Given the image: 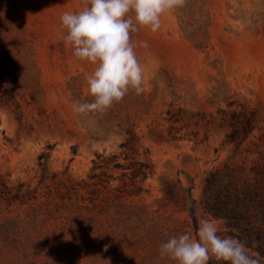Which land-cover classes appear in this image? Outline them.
<instances>
[{"label": "rangeland", "instance_id": "374dc122", "mask_svg": "<svg viewBox=\"0 0 264 264\" xmlns=\"http://www.w3.org/2000/svg\"><path fill=\"white\" fill-rule=\"evenodd\" d=\"M83 4L0 0V83L15 94L0 103V175L35 191L26 203L0 199V264H176L159 258V245L173 235L195 236L192 207L197 218L219 221L220 235H234L202 201L210 172L229 161L249 168L259 156L234 155L222 112L256 110L259 141L264 0H186L165 13L157 32L132 34L133 44L148 45L135 49L143 93L130 90L108 111L78 117L72 104L93 99L86 76L94 66L65 46L60 16ZM130 129L155 166L147 192L116 197L105 190L92 202L86 191L70 190L67 178L87 180L99 154H123ZM50 146L42 181L39 156ZM248 248L264 264V255Z\"/></svg>", "mask_w": 264, "mask_h": 264}, {"label": "clouds", "instance_id": "9594fccd", "mask_svg": "<svg viewBox=\"0 0 264 264\" xmlns=\"http://www.w3.org/2000/svg\"><path fill=\"white\" fill-rule=\"evenodd\" d=\"M186 0H84L75 12L60 16L66 47L80 61L91 63L86 76L91 101H74L72 112L78 117L104 113L119 103L131 90L144 91V69L135 49L147 47L146 41L132 42V34L148 29L155 33L162 27L165 13L181 8ZM219 221L198 218L196 234L173 235L159 245V258L176 264H208L214 258L225 264H262L250 253L247 241L234 235H220ZM255 246V245H253Z\"/></svg>", "mask_w": 264, "mask_h": 264}, {"label": "trees", "instance_id": "16d2710c", "mask_svg": "<svg viewBox=\"0 0 264 264\" xmlns=\"http://www.w3.org/2000/svg\"><path fill=\"white\" fill-rule=\"evenodd\" d=\"M14 100L13 91L3 89L0 83V103L8 105ZM222 113L223 122L229 130L226 142L233 146L234 155L247 152L259 156L249 168H239L229 161L210 172L206 179L203 207L207 213L226 220L232 234L247 241L248 246L264 255V129L257 141L255 132L260 127L256 110L244 107L241 110L226 109ZM128 134L122 144L125 150L123 154H99L87 180L75 181L71 177L67 178L70 190H75L78 194L86 191L92 202L98 201L105 190H108V193L114 190L116 197L142 196L147 192L145 182L155 174L150 150L144 148L133 129H130ZM51 149L53 148L50 146L39 156L44 172L42 181L47 180ZM140 155H143L144 159H137ZM123 156L125 162L121 161ZM115 169L123 171L122 177H115L110 172ZM113 180L119 181V185L112 187ZM34 194V189L26 183L10 185L7 178L0 175V199L7 204L26 203ZM192 214L197 229L198 218L194 207ZM208 264L225 262H217L212 258Z\"/></svg>", "mask_w": 264, "mask_h": 264}]
</instances>
